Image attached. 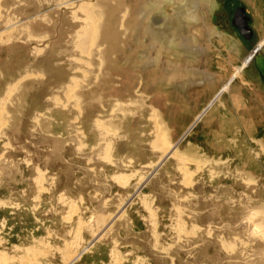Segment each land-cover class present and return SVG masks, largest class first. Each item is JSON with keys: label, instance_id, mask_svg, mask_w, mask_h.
<instances>
[{"label": "rangeland", "instance_id": "374dc122", "mask_svg": "<svg viewBox=\"0 0 264 264\" xmlns=\"http://www.w3.org/2000/svg\"><path fill=\"white\" fill-rule=\"evenodd\" d=\"M175 2L0 0V264H264V0ZM180 13L250 49L148 67Z\"/></svg>", "mask_w": 264, "mask_h": 264}, {"label": "crops", "instance_id": "0c3cea01", "mask_svg": "<svg viewBox=\"0 0 264 264\" xmlns=\"http://www.w3.org/2000/svg\"><path fill=\"white\" fill-rule=\"evenodd\" d=\"M205 4L208 5L210 3L206 2ZM211 5H213V3H211ZM174 17L175 16L164 18L163 21L166 19L169 24L155 31L158 33L157 38H159L156 43L163 48L161 50L164 55L162 59L158 60L149 58L146 62L148 67H152L153 63L157 61L161 63L158 64L157 67H162L164 69L208 68L211 63L220 58L219 55H215L219 53L226 54V57L222 55L224 59L220 61L219 65V67L225 68L226 66H231L235 61L240 62L250 49V39L242 37L239 31L236 30L234 21L231 20L229 15H227V24L225 26L214 24L213 18H210V24L208 26L205 22L206 19L199 18L197 15L194 19L190 20H188L187 14H178L176 20ZM173 56H175V58H173ZM188 58L190 60H195L194 62L202 61L201 63L203 64H201V66H196L198 64L188 65ZM183 85L182 83H178V88L184 89ZM180 93V95L178 94L179 99L186 101L188 96L185 89ZM259 94L264 95V91L260 89ZM171 100L170 97L164 96L163 98V101ZM243 101L242 105L239 106L245 111L248 100L243 99ZM231 106V109L235 111V105L231 104ZM239 109L238 107L237 110Z\"/></svg>", "mask_w": 264, "mask_h": 264}, {"label": "bare ground", "instance_id": "6f19581e", "mask_svg": "<svg viewBox=\"0 0 264 264\" xmlns=\"http://www.w3.org/2000/svg\"><path fill=\"white\" fill-rule=\"evenodd\" d=\"M181 0H176V2H175V4H177V3H179ZM60 3V2H59ZM62 5V4H61ZM49 6V5H48ZM41 8V7H40ZM78 8H80V11H82V13L86 16V19L87 20H95V22H96V24H97V22H99V18L101 17V16H103V15H101L102 13H101V11H100V8H102L101 7V5H100V3L99 2H95V3H93V2H88V1H85V2H83L82 4H80L79 5V7ZM98 16H99V18H98ZM102 18V17H101ZM97 20V21H96ZM93 22V21H92ZM17 23V22H16ZM95 25V24H94ZM88 28V27H87ZM99 28V27H98ZM90 29V28H89ZM93 29V28H92ZM94 29H96V28H94ZM97 34V33H96ZM88 35V34H87ZM84 36L83 38L86 40V38L85 37H88V36ZM84 39H82V41L84 40ZM43 42V41H42ZM201 74L202 75H204V76H209L205 71H203V70H201ZM95 125V124H94ZM100 132V131H99ZM106 132V131H105ZM101 134H102V130H101ZM105 134V133H104ZM103 135V134H102ZM102 135H100V133H99V136L100 137H102ZM116 140V139H115ZM106 146V145H105ZM106 149V148H105ZM89 160V159H88ZM181 161V160H180ZM183 162V161H182ZM264 212V211H263ZM255 215H257V213H255V212H251V217L252 216H255ZM264 217V216H263ZM66 218V217H65ZM94 218V217H93ZM92 219V218H91ZM103 219L101 218V219H96V221L94 222V224L92 225V227H93V230L94 231H97L98 230V232H102V233H104V230L106 229L107 230V227L104 229V227H105V225H103V221H102ZM114 220V219H113ZM108 223V222H107ZM84 224V223H83ZM261 225V224H260ZM260 225H254L253 227H255V229H253V231H255V233H257L256 231H258V229L259 230H264V227L262 226H260ZM107 232V231H106ZM261 234H262V232H261ZM263 234H264V232H263ZM251 235V234H250ZM257 235V234H256ZM260 236V235H259ZM261 237H264V235H262ZM94 239V238H93ZM251 239V238H250ZM260 240V239H259ZM66 243V242H65ZM264 246V245H263ZM72 248V247H71ZM34 249V248H33ZM29 251V250H28ZM260 252V251H259ZM258 252V253H259ZM47 253V252H46ZM71 254V253H70ZM41 255H42V253H41ZM255 255V254H254ZM260 255V254H259ZM6 256V255H5ZM261 256V255H260ZM264 256V255H263ZM4 257V256H3ZM70 257V256H69ZM5 258V257H4ZM7 258V257H6ZM30 258V257H29ZM34 258V257H33ZM32 258V259H33ZM75 258V257H74ZM1 259H2V257H1ZM25 259V258H24ZM37 259V258H36ZM248 259V258H247ZM263 259V258H262ZM5 260H7V259H5ZM4 261V260H3ZM2 261V262H3ZM8 261V260H7ZM6 261V262H7ZM11 261H13V260H11ZM31 261V260H30ZM20 262V261H19ZM27 262V261H26ZM34 262V261H33ZM255 262V261H254ZM4 264H5V261H4ZM22 264V263H21Z\"/></svg>", "mask_w": 264, "mask_h": 264}]
</instances>
